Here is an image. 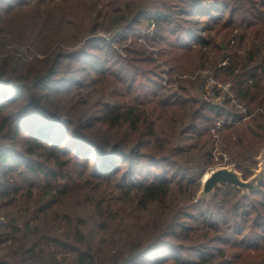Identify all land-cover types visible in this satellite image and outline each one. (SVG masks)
<instances>
[{
  "label": "trees",
  "instance_id": "trees-1",
  "mask_svg": "<svg viewBox=\"0 0 264 264\" xmlns=\"http://www.w3.org/2000/svg\"><path fill=\"white\" fill-rule=\"evenodd\" d=\"M56 1L0 0V264H264V183L198 198L264 150V0Z\"/></svg>",
  "mask_w": 264,
  "mask_h": 264
},
{
  "label": "water",
  "instance_id": "water-1",
  "mask_svg": "<svg viewBox=\"0 0 264 264\" xmlns=\"http://www.w3.org/2000/svg\"><path fill=\"white\" fill-rule=\"evenodd\" d=\"M261 156V157H260ZM260 159L264 157V150L260 154ZM258 158L256 162L258 163ZM253 176L244 180L242 175L237 172L235 166L219 167L210 173L207 178L202 179L198 198L201 200H210L213 198L215 191L222 186H229L240 190L243 195H249L258 191L264 183V159L259 161V171L254 170Z\"/></svg>",
  "mask_w": 264,
  "mask_h": 264
},
{
  "label": "rangeland",
  "instance_id": "rangeland-1",
  "mask_svg": "<svg viewBox=\"0 0 264 264\" xmlns=\"http://www.w3.org/2000/svg\"><path fill=\"white\" fill-rule=\"evenodd\" d=\"M48 1H53V0H48ZM62 0H57L56 2H61ZM100 37L101 38H107V39H111L112 37L110 36V35H107V34H101L100 35ZM6 51H9L10 53V55H12V58H13V61H15V62H18V61H21V62H23V61H25V60H27V59H29L30 58V56H31V54H33V50L31 49V48H29V47H21V46H18V45H15V44H13V46H10V47H8V48H6ZM136 66H138V65H136ZM148 70H149V72H155V71H158V72H160V69H157L156 67H153V66H150V67H148ZM150 73H145V72H141L140 73V75H139V78H140V83H141V87L143 88V89H145L146 91H148V90H150V88L148 87V86H150L149 84H148V80H147V77H149L150 75H149ZM208 82L210 83V85L207 87V88H211L210 86L213 84V81H212V79H211V77H210V75L208 76ZM211 80V81H210ZM206 88V89H207ZM210 92V91H209ZM224 92H226V88H225V86H224ZM209 95H210V97L212 98L213 97V95H212V93H209ZM100 97V96H99ZM97 99V98H96ZM223 100H224V98H223V96L220 98V99H218V100H215L216 102H223ZM214 101V102H215ZM233 104V103H232ZM59 112H60V117H59V119H62V120H64V119H67V118H69L70 117V115L69 114H67V111L65 110V109H63V108H59ZM72 114V113H71ZM55 119V118H54ZM43 122V124H47V123H44L45 121L43 120L42 121ZM50 125H48V127H49ZM57 128H59V125H57ZM59 131H57V133H58ZM261 157V156H260ZM260 157H258V160L260 161V160H263L264 159V157L262 156V159H260ZM90 166H97V160H96V156L94 155V154H91L90 155ZM259 161H258V166H256V169H257V171H259ZM89 171H91V169L89 170ZM208 173H210V172H207L206 174H208ZM205 174V175H206ZM204 175V176H205ZM203 176V177H204ZM35 197H36V195L34 196V199H35ZM76 201H77V197H72V198H70L69 200H68V204H74V203H76ZM52 220V223H51V225L53 226V228L55 229V230H57V228H58V226L55 224L54 225V221H53V218L51 219ZM124 222H127V220H125ZM57 235H60V240L61 241H65V237H68L67 235H65V234H63V235H61V234H59L58 232H57ZM21 240V239H20ZM19 240V241H20ZM5 250L7 251L8 249L7 248H5ZM63 253V251H61V250H59L58 251V253L57 254H59V255H61V256H59V257H62L64 254H62Z\"/></svg>",
  "mask_w": 264,
  "mask_h": 264
},
{
  "label": "bare ground",
  "instance_id": "bare-ground-1",
  "mask_svg": "<svg viewBox=\"0 0 264 264\" xmlns=\"http://www.w3.org/2000/svg\"><path fill=\"white\" fill-rule=\"evenodd\" d=\"M208 177V175H206L204 178H207Z\"/></svg>",
  "mask_w": 264,
  "mask_h": 264
}]
</instances>
